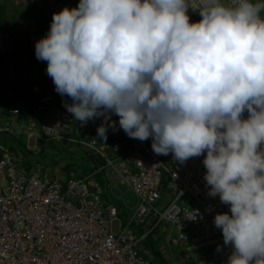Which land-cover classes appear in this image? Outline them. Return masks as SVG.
I'll list each match as a JSON object with an SVG mask.
<instances>
[{"label":"clouds","instance_id":"9594fccd","mask_svg":"<svg viewBox=\"0 0 264 264\" xmlns=\"http://www.w3.org/2000/svg\"><path fill=\"white\" fill-rule=\"evenodd\" d=\"M80 0L52 14L35 56L75 121L101 119L180 164L206 152L226 264H264V5L209 0ZM245 113L247 116L245 117ZM230 213V214H229ZM217 250L220 248L218 246Z\"/></svg>","mask_w":264,"mask_h":264},{"label":"built area","instance_id":"2783aa9c","mask_svg":"<svg viewBox=\"0 0 264 264\" xmlns=\"http://www.w3.org/2000/svg\"><path fill=\"white\" fill-rule=\"evenodd\" d=\"M79 2L63 4L60 10ZM221 2L235 6L238 0ZM252 2L264 5V0ZM187 4L195 22L209 0ZM10 113L17 116L19 110L11 108ZM11 117L0 116V135L76 143L90 155L92 169L77 173L65 169L66 163L51 177L29 145L27 160L21 150L0 142V264H152L147 255L159 226L179 261L226 264L232 248L224 245L213 221L217 213L229 212V206L208 195L206 152L184 164L171 153L157 155L151 139L129 138L116 115L111 118L117 130L109 128L106 141L97 132L78 136L75 119L64 107L47 110L41 123L18 130ZM127 192L136 196L132 206L123 197Z\"/></svg>","mask_w":264,"mask_h":264},{"label":"crops","instance_id":"0c3cea01","mask_svg":"<svg viewBox=\"0 0 264 264\" xmlns=\"http://www.w3.org/2000/svg\"><path fill=\"white\" fill-rule=\"evenodd\" d=\"M7 1L13 3V0ZM77 1L80 0H25V4L17 5V10L30 11L32 18L22 19L17 17L14 35L0 34V54L3 55V62L0 64V75L2 77L0 85L7 89L8 97L16 95V91H13L14 88H10L14 86L18 89L17 92L27 89L40 99V104L34 106L33 113L28 117L34 125H38L43 115L46 114L47 110H50V107H52L50 106L52 105L51 102L57 104L58 108L64 107L62 101L71 103L70 98L67 96L57 98L60 95L55 91V85L46 73V62L36 59L35 43L49 31L53 13L61 11L63 4ZM30 7L33 9L29 10ZM18 32L20 35H18ZM0 105H3V103ZM28 107H30L29 102L26 108ZM24 113L25 110H22L17 116L12 115L10 120L13 126L20 128V125H22L20 120L25 118ZM16 128L15 130H18ZM75 132L80 136H89L93 132L96 133L97 128L91 126L90 121L83 126L79 121H75ZM174 257L177 258L176 255Z\"/></svg>","mask_w":264,"mask_h":264},{"label":"rangeland","instance_id":"374dc122","mask_svg":"<svg viewBox=\"0 0 264 264\" xmlns=\"http://www.w3.org/2000/svg\"><path fill=\"white\" fill-rule=\"evenodd\" d=\"M67 1V0H64ZM10 3V2H9ZM25 4V0H13L12 6L9 5L7 9V14H10L13 9H17V5ZM11 4V3H10ZM31 6V5H29ZM33 8H29V10H32ZM32 15V14H31ZM23 19V18H22ZM18 35L19 32H18ZM45 80V79H44ZM61 96H58L59 98ZM50 110H56L58 108V105L54 102H51ZM20 122L22 125H30L33 124L30 122V119H21ZM18 123V122H17ZM41 123V120H40ZM18 125V124H17ZM91 126H98L99 123L96 122V119L90 120ZM16 128V126H13ZM16 129H19L18 127ZM80 136V135H78ZM0 142H5L8 146H14L17 149L21 150L25 155V158L27 160L31 159V155L29 149L26 148V145H29V148L33 150V155L37 157L39 162L43 164L45 167H47V170L50 172L51 177H54L58 174L59 166L63 164H69V169H74L77 173H82V171L87 172L88 170L92 169L91 162H90V155L87 154V152L81 148L80 145L73 143V142H67V141H57V140H51V141H44V140H37V142L34 141V139L27 140L26 135H12V137H9L7 135H0ZM22 145L25 146V148H22ZM33 164V162H31ZM67 174L62 176V178H67ZM3 173H0V181L3 182ZM124 190V189H123ZM124 199L128 202L129 205H134L137 201L136 196L131 193L127 192L125 196H123ZM122 202V201H121ZM118 203V202H117ZM123 204V203H122ZM123 220H125V217L122 215ZM163 226H159L155 234L151 236V241L153 243V250L150 249V255H147V258L151 260L152 264H194L193 261L186 260L184 262L179 261V258H175L174 255L170 252L169 245L164 240V233L162 232ZM146 245H149V242L147 241L145 243ZM174 248V247H172ZM177 247L174 248L176 251ZM175 254V252H174Z\"/></svg>","mask_w":264,"mask_h":264},{"label":"trees","instance_id":"16d2710c","mask_svg":"<svg viewBox=\"0 0 264 264\" xmlns=\"http://www.w3.org/2000/svg\"><path fill=\"white\" fill-rule=\"evenodd\" d=\"M9 5L12 6L7 0L0 1V34H8L10 36L14 35V31L16 29V18L20 17L23 19H30L32 18V15L30 11L24 12V11H18L17 9L13 10L10 14H7V9ZM3 62V55L0 54V64ZM2 80V77L0 75V81ZM14 88L13 91H16V95L13 97H8L7 95V89L0 85V104L3 103V105H0V116H8L11 117L12 114L10 113L11 108H17L19 112L21 113L22 110H25L24 117L27 119L31 116L33 113L34 106H37L40 104V99L38 97H35L31 91H27V89L17 92L18 89L14 86L10 87ZM30 103V107L26 108L27 103ZM19 115V114H18ZM14 148V146H12ZM22 148L24 149L25 146L22 145ZM70 165L67 164L65 169H69Z\"/></svg>","mask_w":264,"mask_h":264}]
</instances>
